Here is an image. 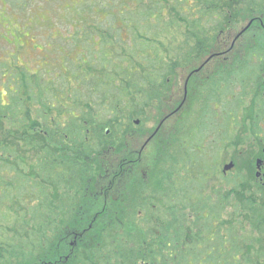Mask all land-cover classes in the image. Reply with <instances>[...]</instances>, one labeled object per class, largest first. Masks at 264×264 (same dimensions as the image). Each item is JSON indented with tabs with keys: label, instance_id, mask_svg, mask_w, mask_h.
<instances>
[{
	"label": "trees",
	"instance_id": "1",
	"mask_svg": "<svg viewBox=\"0 0 264 264\" xmlns=\"http://www.w3.org/2000/svg\"><path fill=\"white\" fill-rule=\"evenodd\" d=\"M81 10V32L66 46L83 50L86 65L74 64L67 79L20 67L6 101L0 96V264H63L68 236L91 223L95 234L79 236L67 264H129L126 241L139 235L128 237L125 225L135 223L136 213L125 215L121 198L105 206L101 222L89 216L87 225L81 211L97 183L90 179L102 171L101 157L122 152L133 120L147 122L148 113L161 111L179 71L203 61L232 27L246 18L264 26V0H92ZM236 58L223 72L225 96L201 105L202 113H221L222 133L208 139L198 121L192 130V144L205 140L216 149L188 152L195 177L223 157L249 98L252 134L264 149V45H247ZM187 159L178 158V166ZM244 178H232L241 182L239 227L237 214L213 212H196L190 238L178 225L176 238L192 240L191 253L208 257L192 264H264V185ZM229 194L226 206H233ZM169 218L161 215L157 222L169 225ZM181 248L174 264H191L180 260L187 256Z\"/></svg>",
	"mask_w": 264,
	"mask_h": 264
},
{
	"label": "flooded vegetation",
	"instance_id": "2",
	"mask_svg": "<svg viewBox=\"0 0 264 264\" xmlns=\"http://www.w3.org/2000/svg\"><path fill=\"white\" fill-rule=\"evenodd\" d=\"M261 26L264 28L263 25ZM231 51H233V48L231 50H218L216 52L210 50V53L204 58V61L199 66L190 70L184 83L180 106L176 111L164 117L159 122L155 131L149 134L145 143L139 149L129 150L128 139L132 133L138 132L136 130L139 129L140 121L142 120L141 118H135L133 120V127L124 134V147L122 151L125 152L128 149L127 152H130L129 155L125 157L123 163L114 171L111 179H101V181L98 179H90L91 183L98 181L97 186L100 188V191H97L98 194L94 191V197L92 196L93 190L89 191L91 197L94 199L90 204L91 209L95 208L99 199L98 195H102L103 188L106 190V193H108L109 189H121L124 214L130 216L136 213L138 217L135 223L128 221L125 225V231L129 232L128 237L130 234L139 235L137 239L132 238L126 241L127 246L125 247L124 253L129 264H174L179 260V245H182L180 251L187 254L185 258H180V260L191 264L206 262L208 259L207 256L202 257L199 254L191 253L193 247L192 240L179 241L176 238L177 234L175 231L178 225L187 231V236L190 238L192 235L191 229L195 227L193 221L195 220L194 215L196 212H203L204 214H208V212L220 213L223 216L225 214L235 213L237 214V226H240L238 213L240 212L241 206V182L239 179L228 178L230 173L236 168L234 161L230 158L228 160L229 162L226 161L227 163L225 161L221 162V159L215 162L212 161V163L208 162L205 175L195 177V160L191 154H188L190 150H196L200 155H204V152H209V149L215 153V146L209 145L205 140L202 143L192 144L191 141L194 137L192 130L198 121V125L207 129L206 135L208 139L213 134L220 135L222 133L220 112L202 113L201 109L199 112L192 110L191 115L187 117L183 125L180 126L179 124L177 128H174L175 130L169 131L170 134L168 133L164 139V142L166 141L165 143L159 146L152 145L153 148L151 146L155 138L162 132V126L165 122L186 104L189 96L188 87L192 79L195 80L196 84L193 101L196 104H200V107L205 100L209 102V97L216 94L225 96L224 88L226 81L223 72L226 66L231 67V63L237 59L236 56L228 57ZM220 57L222 62L220 60V63L211 65L213 59ZM209 66H211V70L206 73L205 69ZM187 80V88L185 89ZM235 92L238 93V90L236 89ZM217 105L218 103L215 104V106ZM179 137L180 141L178 142ZM148 147H150L151 152L148 159L149 162H147L149 165L148 167L145 165L142 167V154ZM184 152L187 154H184ZM213 153L211 154L212 156L215 155ZM167 157L172 158V161L170 160L169 162L173 163V166L169 167V169L165 166L167 164ZM183 157H188V159L185 160L184 165L180 164L178 166V158ZM260 158L264 161V156ZM231 162L233 163V167L226 170L225 166ZM260 171L261 175L258 177L260 179L256 180L264 185V163ZM225 179L233 181L234 184L229 185ZM103 181H107L105 183L106 185H103ZM200 190H203L202 195L199 194ZM226 190L230 193V198H233V206L231 204L226 206ZM103 205L102 212H105V206L107 207L108 205L107 201H104ZM109 207L111 208V203ZM100 212L90 211L85 215L88 217L92 216V220H96L99 218ZM161 215L169 216L171 223L169 225L159 224L157 221H159ZM182 215H186L187 218H182ZM144 219L148 220L149 223H141ZM93 225L94 223H91L83 232H75L68 236V247L63 257L69 259L68 256H71V253L77 249L79 236L82 238L90 230L93 231ZM102 226H105V224L98 227L100 228ZM168 228H170V232H162V229ZM162 241L165 243L164 246L161 245ZM187 248L190 249L189 253ZM234 259L235 261H239L241 257L237 254L236 256L234 255Z\"/></svg>",
	"mask_w": 264,
	"mask_h": 264
},
{
	"label": "rangeland",
	"instance_id": "3",
	"mask_svg": "<svg viewBox=\"0 0 264 264\" xmlns=\"http://www.w3.org/2000/svg\"><path fill=\"white\" fill-rule=\"evenodd\" d=\"M86 1L92 2V0H0V96H2L4 101L7 99L6 88L9 87V90L12 88L16 72L20 67L30 74L40 73L46 77L67 79L70 74L69 71L74 64L86 65L85 59L81 58L84 54L83 50L80 51V48L77 47V52L73 53L68 50L70 46H68V49L66 46L70 38H77L81 32L82 25L80 20L83 15L81 9ZM107 1L114 2L116 0ZM99 18L104 19V21L108 20L105 14H101ZM250 22L251 19L246 18L240 24L232 27L231 32L221 38V45L213 49V51L231 50L233 48V51L228 56L230 58L243 54L247 45H255L256 43L264 45V28L261 26L262 24H254L252 26L251 23V27L249 26L247 32L236 38ZM102 26H105V23ZM123 37L125 38V36ZM203 61L179 71L172 81V88L163 104L162 110H154L148 113L147 122L140 121L139 129L136 130L139 133L134 132L130 135L128 139L129 150L139 149L145 143L149 134L155 131L159 122L176 111L180 106L184 83L190 70L199 66ZM219 61L222 62L221 57L213 59L211 65L220 63ZM210 70L211 66L207 67L205 72L208 73ZM195 87V80L192 79L188 87L189 96L186 104L165 122L162 126V132L155 138L151 146H159L165 143L166 135L170 134L171 130L177 128L179 124L180 126L183 125L187 117L191 115L192 110L200 111V104H196L193 101ZM252 101V98L248 99L243 113L239 117V126L233 142L222 148L224 154L220 161L227 163L231 158L236 166L230 173L229 179H232L235 175L245 176L244 179H247V182L260 179L256 175L259 171L256 162L258 158L263 157V148L252 134V125L254 123L251 110ZM150 147L146 148L142 154V167L144 165L148 167L149 165L147 162H149L148 159L151 153ZM127 150L119 153L114 151L105 153L100 159L102 171L96 170L94 178L100 181L101 179H111L114 171L118 169L125 157L129 155L130 152L128 153ZM102 183L106 185L107 181ZM97 185L96 183L95 189H93V197L94 191L96 194H98L97 191H100ZM103 189L102 195H98V205L96 204L95 208L91 209L90 204L94 200L91 197L89 203L81 210L82 213L90 211H101L100 213H102L104 201L110 204L112 199H123L121 189H109L108 193ZM86 221L88 225L90 218L88 217ZM101 221L103 219L100 217L98 222ZM94 234V231H89L85 237H91ZM62 260L63 264L69 262L68 258H63Z\"/></svg>",
	"mask_w": 264,
	"mask_h": 264
},
{
	"label": "water",
	"instance_id": "4",
	"mask_svg": "<svg viewBox=\"0 0 264 264\" xmlns=\"http://www.w3.org/2000/svg\"><path fill=\"white\" fill-rule=\"evenodd\" d=\"M252 23V21L249 23V25L248 26H246L245 28H243L242 29V31L239 33V35H237L236 36V38H238L241 34H243L248 28H249V26H250V24ZM198 71V70H197ZM187 83H188V80H187V82H186V85H185V89L187 88ZM263 163H264V161H263V159H258L257 160V162H256V164H257V168H258V172H257V177H259L260 175H261V167H262V165H263ZM233 167V163L231 162V163H229V164H227L226 166H225V169L226 170H229V169H231Z\"/></svg>",
	"mask_w": 264,
	"mask_h": 264
}]
</instances>
